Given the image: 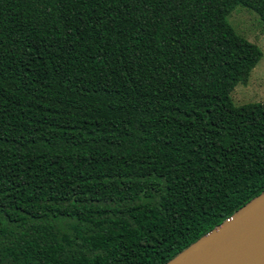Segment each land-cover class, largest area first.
Listing matches in <instances>:
<instances>
[{
    "label": "trees",
    "instance_id": "trees-1",
    "mask_svg": "<svg viewBox=\"0 0 264 264\" xmlns=\"http://www.w3.org/2000/svg\"><path fill=\"white\" fill-rule=\"evenodd\" d=\"M264 0H0V264H163L264 190Z\"/></svg>",
    "mask_w": 264,
    "mask_h": 264
},
{
    "label": "water",
    "instance_id": "water-1",
    "mask_svg": "<svg viewBox=\"0 0 264 264\" xmlns=\"http://www.w3.org/2000/svg\"><path fill=\"white\" fill-rule=\"evenodd\" d=\"M163 264H264V190Z\"/></svg>",
    "mask_w": 264,
    "mask_h": 264
},
{
    "label": "rangeland",
    "instance_id": "rangeland-1",
    "mask_svg": "<svg viewBox=\"0 0 264 264\" xmlns=\"http://www.w3.org/2000/svg\"><path fill=\"white\" fill-rule=\"evenodd\" d=\"M227 22L238 35L256 44L261 55L249 72L246 83H237L230 92L235 105L264 101V27L251 10L236 6L226 16Z\"/></svg>",
    "mask_w": 264,
    "mask_h": 264
}]
</instances>
